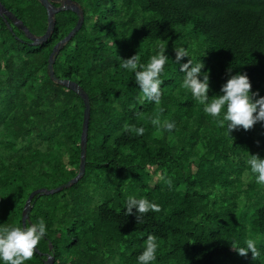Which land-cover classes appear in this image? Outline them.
<instances>
[{
  "label": "trees",
  "instance_id": "trees-1",
  "mask_svg": "<svg viewBox=\"0 0 264 264\" xmlns=\"http://www.w3.org/2000/svg\"><path fill=\"white\" fill-rule=\"evenodd\" d=\"M73 1L84 24L57 54L54 72L89 95L85 172L70 187L32 199L26 223L42 217L48 232L24 264H44L49 255L53 264H139L149 234L159 241L152 264H264V184L246 163L250 154L264 157V121L230 136L182 87L173 61L174 46L202 59L210 97L236 72L264 96V0ZM0 2L34 36L46 32L39 0ZM77 21L72 10L59 11L48 40L32 45L0 15V227L23 226L29 195L67 183L80 169L85 105L48 68L53 47ZM161 45L170 57L157 104L143 99L134 73L121 65L135 54L147 63ZM166 121L175 122L171 131ZM129 195L160 210L138 222L135 209L126 213ZM248 239L260 250L255 259L233 247Z\"/></svg>",
  "mask_w": 264,
  "mask_h": 264
},
{
  "label": "clouds",
  "instance_id": "clouds-1",
  "mask_svg": "<svg viewBox=\"0 0 264 264\" xmlns=\"http://www.w3.org/2000/svg\"><path fill=\"white\" fill-rule=\"evenodd\" d=\"M174 52L175 59L172 60L183 73L182 87L189 90L194 99L204 105L205 113L214 117L219 125L226 126L227 134L231 136V132L239 127L251 129L257 122L264 121V96H260L259 91H252V82L246 73L236 72L230 75L227 82L222 85L220 93L210 97V70L204 71V61L202 59L195 61L185 46H174ZM169 57L167 48L161 45L159 51L152 55L147 63L141 62L138 54L123 59L121 67L134 73L135 82L142 91L143 99L155 101L157 104L160 102L163 84L161 75L165 72ZM185 57L190 59L184 62ZM228 71L231 73L233 68L230 67ZM153 124H160L159 118H155ZM165 127L171 131L175 127V122L166 121ZM135 131L142 134L145 129L140 127ZM246 163L255 174L256 182L264 184V157L250 154ZM134 209L140 222L142 214L159 211L160 205L145 197L129 195L126 200L127 215L133 214ZM47 232L48 228L42 217L38 222L26 223L24 226L0 227V264H24L25 261L31 260ZM232 244L242 256L251 252L255 259L261 254L253 239L246 240L244 246H239L237 242ZM158 248L157 237L149 234L144 242L143 251L137 257L139 264H152L157 259Z\"/></svg>",
  "mask_w": 264,
  "mask_h": 264
},
{
  "label": "water",
  "instance_id": "water-1",
  "mask_svg": "<svg viewBox=\"0 0 264 264\" xmlns=\"http://www.w3.org/2000/svg\"><path fill=\"white\" fill-rule=\"evenodd\" d=\"M39 1L47 9V14H48L47 30L40 37L33 36V34H31L29 29L26 27V25L23 24V22L20 19H18L17 16L15 14H13V12H11L9 9H7V7L4 4H2L1 2H0V15H4L5 18L12 20L13 23L19 29H23L24 31H26L27 35L29 37H31V39L33 40V42L31 44L37 45L38 43H42V42L47 41L48 38L50 37L51 33L54 31L55 25H56V14L59 11L72 10L74 13L77 14L78 21H77L76 25L63 39H61L53 47V50H52L50 57H49L48 68H49V74H50L52 79H54L57 83H60V84L64 85L65 87L75 91L80 96V98L84 102L85 109H84V121H83V127H82L81 141H80L81 160H80L79 173L73 179L68 181L67 183H65L61 186H58L56 188H53V189L39 188V189L33 191L29 195V197L26 201V204L24 206V210H23V214H22L23 226L26 224V222L29 219V213L31 211V201L36 194H38V193H45V194L56 193V192H58L64 188L70 187L71 185L77 183V181H79L80 178L83 176V174L85 172V164H86V147H87V139H88V125H89L90 111H91L90 99H89V95L86 92V90H84V88L81 85H79V83L72 81L70 79H58L55 75V72H54V61H55L57 54H59L60 50L64 47V45L67 42H69L71 40V38H73L76 35V33L82 28V26L84 24V19H85L84 11L78 2L73 1V0H39ZM53 2H59L60 5L55 6L53 4ZM8 25H10V23H8ZM36 251H38V250H36ZM54 259L55 258L52 255H49L46 258L44 264H53Z\"/></svg>",
  "mask_w": 264,
  "mask_h": 264
},
{
  "label": "rangeland",
  "instance_id": "rangeland-1",
  "mask_svg": "<svg viewBox=\"0 0 264 264\" xmlns=\"http://www.w3.org/2000/svg\"><path fill=\"white\" fill-rule=\"evenodd\" d=\"M11 12H12V11H11ZM149 170L155 172L154 167H151ZM77 172L79 173V170H78ZM158 176H159V173H156V174H155V179H157Z\"/></svg>",
  "mask_w": 264,
  "mask_h": 264
}]
</instances>
